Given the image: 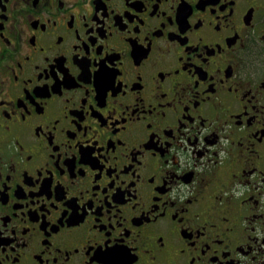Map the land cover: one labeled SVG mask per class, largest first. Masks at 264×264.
I'll list each match as a JSON object with an SVG mask.
<instances>
[{"label": "flooded vegetation", "instance_id": "obj_1", "mask_svg": "<svg viewBox=\"0 0 264 264\" xmlns=\"http://www.w3.org/2000/svg\"><path fill=\"white\" fill-rule=\"evenodd\" d=\"M0 264H264V0H0Z\"/></svg>", "mask_w": 264, "mask_h": 264}]
</instances>
